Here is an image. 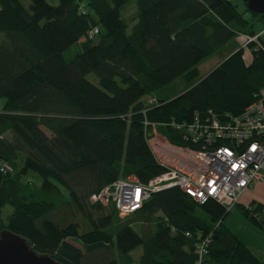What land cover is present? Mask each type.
<instances>
[{
	"label": "trees",
	"instance_id": "trees-1",
	"mask_svg": "<svg viewBox=\"0 0 264 264\" xmlns=\"http://www.w3.org/2000/svg\"><path fill=\"white\" fill-rule=\"evenodd\" d=\"M129 1L0 0V232L63 264H133L140 246L138 264H194L200 235L211 238L202 264H264L225 224L231 210L178 185L123 218L113 201L91 200L119 180L147 184L165 172L154 130L188 144L179 124L238 114L264 87V47L249 44L250 61L242 47L261 31L231 0H136L128 32ZM76 43L81 51L66 58ZM212 56L220 63L201 76ZM234 207L264 229L263 202Z\"/></svg>",
	"mask_w": 264,
	"mask_h": 264
},
{
	"label": "built area",
	"instance_id": "built-area-1",
	"mask_svg": "<svg viewBox=\"0 0 264 264\" xmlns=\"http://www.w3.org/2000/svg\"><path fill=\"white\" fill-rule=\"evenodd\" d=\"M99 31L94 27L89 36ZM243 37V48L251 43L264 47V29ZM178 127L185 129L183 140L188 144L171 142L157 130L149 138L164 173L147 184L134 178L119 180L91 200L105 205L113 201L119 214L127 216L140 209L152 192L178 185L200 202L215 199L230 211L245 190L264 182V87L238 114L196 113L193 121ZM199 237L194 264H202L211 242L210 236Z\"/></svg>",
	"mask_w": 264,
	"mask_h": 264
},
{
	"label": "rangeland",
	"instance_id": "rangeland-1",
	"mask_svg": "<svg viewBox=\"0 0 264 264\" xmlns=\"http://www.w3.org/2000/svg\"><path fill=\"white\" fill-rule=\"evenodd\" d=\"M234 4L237 5V8L240 12L244 13V16L249 19L255 21V29L259 32L264 29V23L261 22L259 19L255 18L254 15L247 10V6L245 5L243 0H231ZM51 4H58V0H48ZM82 7H85L87 4V0H80ZM24 4L28 7L30 4V0H24ZM139 9L136 3V0H130L129 3H127V6L122 9V17L127 21L128 23V32L131 31L133 21L132 18L134 16H137ZM243 37H240V40H242ZM81 51V45L76 43L72 47H70L66 52L65 56L66 58L72 59L75 54L79 53ZM244 56L247 61L251 60L252 56V49L250 47L245 48L244 50ZM221 58L218 56H212L204 61H202L198 66L200 70L201 76L207 75L211 70H213L219 63ZM88 78L98 84L99 80L98 77L95 74H89ZM6 100L5 98H0V110L3 109V106L5 104ZM33 179L37 183L42 182V178L37 175L33 174ZM260 192L264 194V187L260 188ZM241 199L244 200L243 197ZM241 201V200H240ZM242 202V201H241ZM12 207L7 206L4 209L5 215H7L9 212H11ZM121 218L125 216H121ZM225 224L245 243L248 245H252L256 248L264 247V229L257 226L253 222H251L246 216H244L241 212V210L238 207H234L231 212L228 214V216L225 219ZM134 228L138 230L140 233L143 234V229L140 227L139 224L134 223ZM155 228L152 227L151 230H154ZM260 249V248H259ZM143 249L142 247H138L132 251V255L135 258V262L133 264L139 263V257L142 253Z\"/></svg>",
	"mask_w": 264,
	"mask_h": 264
},
{
	"label": "water",
	"instance_id": "water-1",
	"mask_svg": "<svg viewBox=\"0 0 264 264\" xmlns=\"http://www.w3.org/2000/svg\"><path fill=\"white\" fill-rule=\"evenodd\" d=\"M248 8L264 16V0H244ZM0 264H63L49 254L37 253L28 240L9 230L0 232Z\"/></svg>",
	"mask_w": 264,
	"mask_h": 264
},
{
	"label": "crops",
	"instance_id": "crops-1",
	"mask_svg": "<svg viewBox=\"0 0 264 264\" xmlns=\"http://www.w3.org/2000/svg\"><path fill=\"white\" fill-rule=\"evenodd\" d=\"M262 187H264V182H259L253 188H249V189L245 190V192L241 196L244 198L245 201H243V199H241V197H240V200L242 201V202L241 201L240 202L243 204H248L251 201L256 200V201H260V202L264 203V194L260 192V188H262ZM248 246L253 248L256 252L264 254V247H259L260 248L259 249V248L252 246V245H248Z\"/></svg>",
	"mask_w": 264,
	"mask_h": 264
}]
</instances>
